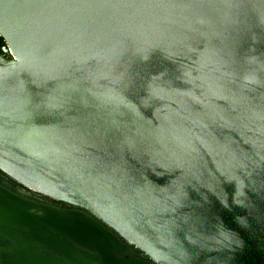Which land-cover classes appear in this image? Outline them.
Returning <instances> with one entry per match:
<instances>
[{
    "label": "water",
    "instance_id": "obj_1",
    "mask_svg": "<svg viewBox=\"0 0 264 264\" xmlns=\"http://www.w3.org/2000/svg\"><path fill=\"white\" fill-rule=\"evenodd\" d=\"M0 264H264V0H0Z\"/></svg>",
    "mask_w": 264,
    "mask_h": 264
},
{
    "label": "flooded vegetation",
    "instance_id": "obj_2",
    "mask_svg": "<svg viewBox=\"0 0 264 264\" xmlns=\"http://www.w3.org/2000/svg\"><path fill=\"white\" fill-rule=\"evenodd\" d=\"M0 177L6 178L14 187L23 189L27 192V197L39 202H45V203H49V204H53L62 208H69L72 207L71 205H69L68 203H65L63 201L51 198L47 195H44L40 192H37L35 190L32 189H28L25 186H23L22 184H20L19 182H17L15 179L11 178L10 176H8L7 174H5L3 171L0 170ZM0 241H4V239L2 237H0ZM3 249L5 250V248L3 246L0 245V250Z\"/></svg>",
    "mask_w": 264,
    "mask_h": 264
},
{
    "label": "built area",
    "instance_id": "obj_3",
    "mask_svg": "<svg viewBox=\"0 0 264 264\" xmlns=\"http://www.w3.org/2000/svg\"><path fill=\"white\" fill-rule=\"evenodd\" d=\"M0 39L2 40L1 36H0Z\"/></svg>",
    "mask_w": 264,
    "mask_h": 264
},
{
    "label": "trees",
    "instance_id": "obj_4",
    "mask_svg": "<svg viewBox=\"0 0 264 264\" xmlns=\"http://www.w3.org/2000/svg\"><path fill=\"white\" fill-rule=\"evenodd\" d=\"M0 41H1V39H0Z\"/></svg>",
    "mask_w": 264,
    "mask_h": 264
}]
</instances>
